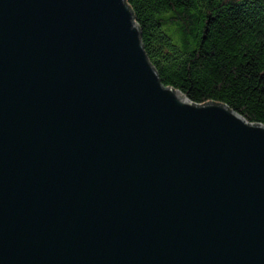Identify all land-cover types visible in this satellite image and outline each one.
Wrapping results in <instances>:
<instances>
[{"label":"water","instance_id":"obj_1","mask_svg":"<svg viewBox=\"0 0 264 264\" xmlns=\"http://www.w3.org/2000/svg\"><path fill=\"white\" fill-rule=\"evenodd\" d=\"M0 264H264V124L165 85L126 0H0Z\"/></svg>","mask_w":264,"mask_h":264},{"label":"trees","instance_id":"obj_2","mask_svg":"<svg viewBox=\"0 0 264 264\" xmlns=\"http://www.w3.org/2000/svg\"><path fill=\"white\" fill-rule=\"evenodd\" d=\"M161 81L264 124V0H126Z\"/></svg>","mask_w":264,"mask_h":264}]
</instances>
